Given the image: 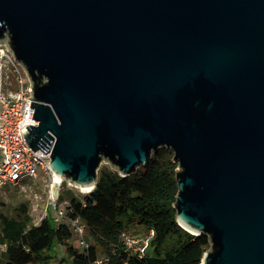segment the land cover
Masks as SVG:
<instances>
[{
  "label": "water",
  "instance_id": "95a60500",
  "mask_svg": "<svg viewBox=\"0 0 264 264\" xmlns=\"http://www.w3.org/2000/svg\"><path fill=\"white\" fill-rule=\"evenodd\" d=\"M0 41L54 177L93 189L103 161L127 176L169 149L200 264H264V0H0Z\"/></svg>",
  "mask_w": 264,
  "mask_h": 264
},
{
  "label": "trees",
  "instance_id": "16d2710c",
  "mask_svg": "<svg viewBox=\"0 0 264 264\" xmlns=\"http://www.w3.org/2000/svg\"><path fill=\"white\" fill-rule=\"evenodd\" d=\"M172 158V151L152 153L146 165L127 176L100 165L91 191L67 188L59 194L57 201L67 202L66 218H79L85 226L89 240L82 251L73 244L67 222L44 216L34 223L27 201L10 214L0 211V264H93L100 256L108 258L105 264H200L209 237L192 234L176 221L177 163ZM126 230L153 231L144 254L127 248Z\"/></svg>",
  "mask_w": 264,
  "mask_h": 264
},
{
  "label": "built area",
  "instance_id": "2783aa9c",
  "mask_svg": "<svg viewBox=\"0 0 264 264\" xmlns=\"http://www.w3.org/2000/svg\"><path fill=\"white\" fill-rule=\"evenodd\" d=\"M5 59L7 63H3ZM22 69L27 76V83L24 81ZM9 71L14 72L19 88L16 91L7 88V93H5L4 74L8 80ZM32 96L31 82L26 69L16 60L9 46L0 41V152L4 157V160L0 161V195L6 185L16 186L40 175L44 176L50 191L49 204L55 214L54 220L58 222L65 219L72 231V240L80 247L87 248L88 241L84 224L79 218L67 219L66 209L57 201L56 181L48 169L55 137L51 135L53 140L46 153L40 148L33 150L24 139L22 129L27 125H38V121L32 118L34 112V108L30 107L33 102ZM152 235V230L140 232L126 230L122 233L127 248L139 255L144 254ZM107 260L108 258L100 256L94 260L93 264H105Z\"/></svg>",
  "mask_w": 264,
  "mask_h": 264
},
{
  "label": "rangeland",
  "instance_id": "374dc122",
  "mask_svg": "<svg viewBox=\"0 0 264 264\" xmlns=\"http://www.w3.org/2000/svg\"><path fill=\"white\" fill-rule=\"evenodd\" d=\"M3 63H7V59L3 60ZM24 73V81L27 83V76L25 75L24 70L22 69ZM10 78L7 80L5 78L4 74V92L7 93V88H10L12 91H16L19 88V84L17 80L15 79L14 72L9 71ZM1 107V105H0ZM161 150H167L171 152V150L166 148H160L158 151ZM157 151V152H158ZM173 153V152H172ZM101 165H109L110 164L107 161H103ZM59 186L57 188L58 196L61 192H63L65 189H72L76 193L79 194H85L87 192H84L80 190V188L74 187L70 185L67 181L64 179L59 181ZM49 187L47 180L44 176L40 175L37 178L29 179L25 181L24 183L20 185H6L4 186V189L0 196V211L10 214L12 212V209L21 202H29L30 204V214L32 216L33 222L38 223L44 216L49 217H55L54 211L52 207L49 204ZM58 204L65 208L67 205L66 201H63L62 203ZM60 223H65V219H61ZM86 239H88V235L86 234ZM76 248H78L79 251H82V248L76 243L73 242ZM4 247L0 246V253L3 251ZM57 255L58 258L62 257L61 251L57 249Z\"/></svg>",
  "mask_w": 264,
  "mask_h": 264
},
{
  "label": "bare ground",
  "instance_id": "6f19581e",
  "mask_svg": "<svg viewBox=\"0 0 264 264\" xmlns=\"http://www.w3.org/2000/svg\"><path fill=\"white\" fill-rule=\"evenodd\" d=\"M55 178V183H58L60 181V179L58 177H54ZM80 190L84 191V192H89L91 191V187H81Z\"/></svg>",
  "mask_w": 264,
  "mask_h": 264
}]
</instances>
